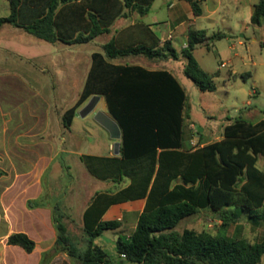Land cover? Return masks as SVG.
<instances>
[{
    "label": "trees",
    "instance_id": "1",
    "mask_svg": "<svg viewBox=\"0 0 264 264\" xmlns=\"http://www.w3.org/2000/svg\"><path fill=\"white\" fill-rule=\"evenodd\" d=\"M9 24L48 43L86 44L110 34L114 22L128 24L116 30L91 53L90 66L76 102L63 114L68 127L77 110L93 95L104 98L106 109L121 131L118 156L81 155L80 161L98 180L116 184L114 191L96 192L82 215L83 246L74 242L63 222L59 202L44 195L29 200L28 208L47 206L56 230L54 246L42 254L40 264L65 252L81 264H113L112 257L94 240L105 231L117 230L119 220H102L113 204L144 199L135 229L118 233L115 252L121 264H264V236L260 242L227 236L239 214L264 223V121L235 118L222 129L221 138L187 148L186 92L167 70L114 63L127 56L150 61L183 62V75L201 92L216 90L214 76L201 68L193 55L224 38L222 32L207 36L204 30L187 29V44L176 50L170 40H160L142 22L154 0H6ZM194 16L200 2L186 0ZM264 0L253 5L250 23L260 26ZM134 20V22H132ZM127 181V184H126ZM120 182L124 185L119 187ZM202 210L221 216L216 235L176 227ZM8 245L30 253L35 243L24 233H12Z\"/></svg>",
    "mask_w": 264,
    "mask_h": 264
},
{
    "label": "rangeland",
    "instance_id": "2",
    "mask_svg": "<svg viewBox=\"0 0 264 264\" xmlns=\"http://www.w3.org/2000/svg\"><path fill=\"white\" fill-rule=\"evenodd\" d=\"M217 2L218 0H207L203 5L204 17L196 20L191 26L204 30L207 36L216 32L227 35L225 39L214 42L209 49L198 46L193 51L201 68L214 76L215 91L201 92L183 75L182 61L156 60L152 62L145 58L132 56L115 60V62L153 63L156 67L172 70L178 76L186 92L187 126L190 127L192 123L196 124L187 129L189 139L186 143L194 141L190 147L198 146V142L205 143L220 139L221 126L225 118L240 116V110L242 112L249 110L248 120L250 122L264 120V19L260 26L251 23L246 26L243 23L238 27H233V31H229L227 28L233 26L234 21L231 22L227 17L222 16L223 13H232V5L221 0L216 13L211 15L210 12ZM177 11L183 23H176V27L171 28L170 18ZM189 14H191V9L186 0H154L148 14L141 20L157 27L158 36L170 33L173 36L174 47L179 50L185 42V31L190 26L186 21ZM117 24L118 22L111 27V31ZM229 34L231 37H228ZM109 37L110 34H104L86 44L70 45L61 42L49 44L26 35L15 37L10 44L9 40L7 42L1 40V110L4 111L8 109V106H12V97L18 93L19 88H22L17 82L19 79L30 84V90H38L40 98L47 101L52 109L71 106L82 89L90 66L91 53L100 51L101 45ZM240 40L243 44L238 45L237 42ZM29 41L32 44H28ZM222 62L226 64L224 67L220 66ZM246 73L250 76H244ZM17 105L19 108L25 107L23 103ZM101 109L107 112L103 98L99 100L93 112L102 111ZM89 123L92 124V121L90 120ZM198 127L201 131H198ZM60 140L61 135L55 128H52L49 135V145L52 148H48V151L51 152L52 149L55 151V148H59ZM28 141L37 144L41 139L37 137ZM87 141L89 144L82 146L79 149L80 152L89 153L86 146L90 144L96 145L98 149H103L101 152H105V145L114 143L109 133L98 125L93 126L92 135ZM0 149L5 151L1 142ZM57 156L48 170H46V165L30 166L26 168L24 175L17 177L11 173L13 167L0 164V191L8 188L9 190L36 192L40 187L42 193L49 196V201L60 203L64 213L63 222L68 234L72 240L79 241L83 236L80 212L89 195L96 190L106 188L114 190L116 184L112 185L109 181L94 179L74 153L58 152ZM257 165L259 168L264 166V157L259 156ZM220 219L219 214L202 210L180 221L176 230L182 232L184 229H192L196 232L216 235L219 231ZM122 232L130 234L132 232L130 225L125 226ZM111 235L110 231H105L101 235L100 239L106 241L103 248L110 257L114 258L113 264H121L118 257H115L113 248L115 237ZM109 236H111V243L106 240ZM227 236L234 239H245L250 243L260 242L264 236V223L261 220L250 219L247 213L239 214L229 226Z\"/></svg>",
    "mask_w": 264,
    "mask_h": 264
},
{
    "label": "crops",
    "instance_id": "3",
    "mask_svg": "<svg viewBox=\"0 0 264 264\" xmlns=\"http://www.w3.org/2000/svg\"><path fill=\"white\" fill-rule=\"evenodd\" d=\"M224 1L232 5L231 11L233 14L223 13L222 16L223 18L227 17V19H229V21L231 22L234 21L232 24L233 26H229L227 28L229 31H233V27H238L243 23L246 26L247 24L250 23V18L253 12V5L257 2V0H224ZM206 2L207 0L200 2L199 5L201 8V14L199 16H194L192 12L191 14L188 15L186 20L189 23L188 25L192 26L196 20L204 17L203 5H205ZM220 4H221V0H218L217 4L215 5V8L210 12L211 15L216 13ZM8 14H9V7L7 1L0 0V17H5ZM116 22H118V24L115 26L113 31H110V36L116 30L123 28L128 24L127 22H125L123 18L117 19L114 22V24H116ZM132 22H134V20H132ZM176 23L179 24L183 23L181 15L179 14L178 11L173 13L172 17L170 18L169 25L171 28H174L177 25ZM147 24L160 40L162 41L170 40L172 46L174 47L173 36L170 33L164 36H158L156 32L157 27H154L153 24L150 23ZM185 34H186L185 42L182 48L187 44V30L185 31ZM23 35H26L29 38H33L37 41H41L25 33L23 30L13 27L9 24H4L0 27V42L1 40H6V42L7 40H9L8 42L10 44L13 42L12 40L15 37H21ZM226 36L222 39H225ZM228 37H231V34H229ZM241 37L244 36L241 35ZM28 44H32V42L29 41ZM49 44H55V43H49ZM213 44L211 46H213ZM237 44L241 45L243 44V42L240 40L237 42ZM233 47L234 46H232V48ZM113 62L121 63V64L140 65L149 70H167L171 72L179 80L178 76L172 70H168L162 67H156V65L153 63L144 64L140 62H115V60ZM225 65L226 64H224L223 62L220 64V66L222 67H224ZM182 69H183V62H182ZM231 75L232 74H230V76ZM244 76H250V74L246 73L244 74ZM17 82L20 84L22 88H19L20 90H18V93H16L12 97L13 99L11 100V102H13L12 106H8L7 107L8 109L4 111L1 110V106H0V121H2L0 122V142L1 144H3L5 148V151L4 150L2 151V149H0V164H5L7 166L13 167L11 168V173L15 177L24 175L26 168L30 166L46 165V170H48L50 165H52L54 159L58 157L57 156L58 152L64 154L74 153L75 155H77L78 158L81 155L101 156V157L102 156L111 157V156L119 155V153L116 155L114 154L113 146L116 142H118L119 151H120L121 138L117 141L114 140V143H107V145H105L106 147L105 152H101L103 151V149L102 150L98 149L97 146L94 144H90L86 146V149L87 151H89V153H82L79 151V149L82 146H85L86 143L89 144L87 139L92 135L93 126L98 125L100 128H103L94 120L95 112H92L83 118H81L78 115V111L86 104V102L89 99L86 102H84L85 104L83 103L79 108H77L70 121L69 126L65 127L63 123V114L69 107H71L76 102L80 93L77 95V98L73 101V104H71V106L60 109L54 107V109H52V106H50V104H48L47 101H44L43 99L40 98V94L38 90H30L29 88L30 84L23 81L22 79H19ZM179 82L181 83L180 80ZM181 85L183 86L182 83ZM101 98L103 97L100 96V99ZM18 103H23L25 107L19 108L17 105ZM101 110L104 114L111 117L108 111L106 112L103 109ZM239 114L240 116L238 117H241L246 121H249L248 120L249 110H246L244 112L240 110ZM235 118L226 117L225 122L222 124L221 128L223 129V127L226 124L231 123ZM90 120L92 121V124L89 123ZM194 125L196 124L192 123L189 125L190 127H188L186 121L185 129L187 130L188 128L194 127ZM52 128H55L58 131V133L61 135V140L59 141V148L57 147L55 148V151L52 149V151L49 152L48 148H52V146L49 145V135L51 134ZM103 130L105 129L103 128ZM37 137H40L41 139V141L38 142L37 144H32V142L28 141L31 140L32 138H37ZM193 142L194 141L192 140L191 143ZM191 143L188 144L185 143L186 147L191 148L190 147ZM263 168L264 166L261 169ZM105 181L111 182L112 185L114 184L110 180H105ZM122 185H124V182H120L119 187H121ZM114 190H112V188H106L103 190H96L89 195L86 203L84 204L80 212L82 233H83L82 215L85 209L90 204L94 194L100 191H114ZM42 196H44V194L42 193V189L40 187H38L36 192H28L25 190H9L8 188H5L4 190L0 191V264H40L42 260V254L44 252L49 251L54 246L56 241V230L52 222L51 207H47V206L35 207V208L27 207V202L29 200H38ZM144 203L145 200L140 199V200L113 204L104 212L102 216V220H119L121 222V226L117 230H109L112 234L111 236L113 238L115 237V240L117 239L118 233H124L122 231L125 229V226L127 225H130V229L133 232L138 217L143 210ZM19 232L26 234L30 239L34 241L35 248L32 252L27 253L19 246L8 245L6 243L7 237L10 234L19 233ZM111 236L107 237L108 239L106 238L107 242L111 241L110 238ZM100 237L96 238L94 240V243H96L97 245L103 248L106 245V241L101 240ZM73 241L78 243L80 246H83L84 243L83 236L79 241H75V240ZM113 248L115 251V243L113 245ZM115 255H116L115 257H118L116 252ZM113 259L114 258H112V260ZM118 259L121 262L122 258L118 257ZM46 264H81V263L75 259L68 257L65 252H59L58 254L52 256Z\"/></svg>",
    "mask_w": 264,
    "mask_h": 264
},
{
    "label": "water",
    "instance_id": "4",
    "mask_svg": "<svg viewBox=\"0 0 264 264\" xmlns=\"http://www.w3.org/2000/svg\"><path fill=\"white\" fill-rule=\"evenodd\" d=\"M100 100V95H93L87 101V103L78 111V115L83 118L92 113ZM94 120L101 125L110 135L111 139L117 141L121 138V131L114 119L104 114L102 111H96L94 114ZM201 131V128H198ZM114 154L119 153V143L116 142L113 146Z\"/></svg>",
    "mask_w": 264,
    "mask_h": 264
}]
</instances>
